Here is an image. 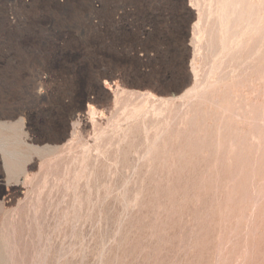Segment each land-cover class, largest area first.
<instances>
[{
  "label": "rangeland",
  "instance_id": "rangeland-1",
  "mask_svg": "<svg viewBox=\"0 0 264 264\" xmlns=\"http://www.w3.org/2000/svg\"><path fill=\"white\" fill-rule=\"evenodd\" d=\"M207 1L0 0V264H264V0Z\"/></svg>",
  "mask_w": 264,
  "mask_h": 264
},
{
  "label": "bare ground",
  "instance_id": "bare-ground-1",
  "mask_svg": "<svg viewBox=\"0 0 264 264\" xmlns=\"http://www.w3.org/2000/svg\"><path fill=\"white\" fill-rule=\"evenodd\" d=\"M207 1V0H206ZM211 3L214 1V0H209ZM218 1V0H217ZM225 1V2H224ZM223 2L225 3H222V4H220L222 1H220L219 0V4L221 5V7H220V5H218L220 8H217V9H220L218 12H219V15H218V21H219V23H220V27H221V34H223L224 36L223 37H221L222 38V41H220L221 43V51H220V53H217L218 55L220 54V55H222V54H224V53H227V51H228V49L229 48H227V45H229V44H227L226 43V39H224V38H226L227 37V39H228V37H229V35H231L232 34V36L233 37H235L236 35H238V34H241L242 35V32H240L239 31V28L240 27H242L243 26V24L244 25H246V23L248 22V24L252 21V19H245L244 17V13L246 12V9L248 8V0H224ZM201 2H203V1H201ZM208 2V1H207ZM218 4V3H217ZM216 4V5H217ZM224 4V5H223ZM251 4V3H250ZM199 7H202L201 6V4L199 3ZM212 5V4H211ZM252 5V4H251ZM197 6V5H196ZM206 7V6H205ZM256 7V6H255ZM207 8V7H206ZM215 8V10H217ZM250 8V7H249ZM193 9L194 10H196V8L195 7H193ZM212 6L211 7H209L208 8V13L209 14H211V12H213L212 11ZM256 9V8H255ZM197 10H199V9H197ZM214 10V9H213ZM255 11V10H254ZM250 12V11H249ZM204 13H206V12H202L201 10H199V14H198V12H197V14L198 15H200V20H199V23H198V26H200V24L202 23V16H204ZM207 13V14H208ZM253 13V12H252ZM255 13V12H254ZM259 13V12H258ZM251 16H252V14H251V12L249 13ZM206 15V14H205ZM212 15V14H211ZM211 15H209V16H211ZM213 15H214V12H213ZM212 15V16H213ZM211 16V17H212ZM247 16H248V13H247ZM208 17V16H207ZM250 17V16H249ZM253 17V16H252ZM208 18H210V17H208ZM214 19H215V17H214ZM217 20V19H216ZM210 22V21H209ZM209 24V23H208ZM250 24H252V23H250ZM211 25V24H210ZM213 25V24H212ZM216 24H215V22H214V26H215ZM197 26V25H196ZM196 26H195V28H196ZM209 26V25H208ZM251 26V25H250ZM257 26V25H256ZM245 27V26H244ZM208 28V27H207ZM209 28H210V26H209ZM208 28V29H209ZM218 28H219V26H218ZM250 28V27H249ZM199 29H201V30H203L202 29V27L201 28H199ZM198 29V32L200 31ZM208 29H206V31L208 30ZM212 29V28H211ZM213 30H214V28H213ZM240 30H242V29H240ZM244 30V29H243ZM264 30V29H263ZM248 31V30H247ZM194 32H197V31H194ZM201 32V31H200ZM203 32V31H202ZM205 32V31H204ZM208 32V31H207ZM211 32V31H210ZM213 32V31H212ZM211 32V33H212ZM217 32V31H216ZM196 35H197V33H195ZM194 34V35H195ZM201 34V33H200ZM205 35H207L206 33H204ZM217 34H218V32H217ZM235 34V35H234ZM195 35V36H196ZM199 35V34H198ZM211 35V34H210ZM220 35V34H219ZM263 35V34H262ZM194 36V37H195ZM200 36V35H199ZM221 36V35H220ZM243 36V35H242ZM209 37V36H208ZM211 37V36H210ZM216 37V35L214 34V38ZM231 37V36H230ZM232 37V38H233ZM197 38V37H196ZM220 38V39H221ZM241 38V37H240ZM240 38H238V40L240 39ZM199 38H197V40H198ZM202 39V37L200 38V40ZM204 39V38H203ZM213 39V38H212ZM219 39V38H218ZM225 40V42H223L224 40ZM194 40H196V39H194ZM210 40H211V38H210ZM209 40V41H210ZM237 40V39H236ZM241 40V39H240ZM262 40V39H261ZM243 41L246 43V41L243 39ZM199 42V41H198ZM228 42V41H227ZM235 42H237V43H240V42H238V41H235ZM194 43V42H193ZM214 43V42H213ZM212 43V44H213ZM218 44V43H217ZM261 44V43H260ZM200 45V44H199ZM206 45V44H205ZM242 45H246V44H241L240 46H241V48H243L242 47ZM206 46H208V44L206 45ZM209 46H210V43H209ZM240 46H239V44H238V47L240 48ZM202 47H203V45H202ZM197 48V47H196ZM200 48V47H199ZM207 48V47H206ZM209 48V47H208ZM210 48L212 49V47L210 46ZM209 48V49H210ZM216 48V47H215ZM210 49V50H211ZM214 49V48H213ZM255 49V48H254ZM210 50H208V51H210ZM218 50V49H217ZM205 51H207V50H205ZM212 51V50H211ZM214 51V50H213ZM256 51V50H255ZM219 52V51H218ZM259 52V51H258ZM197 53H199L198 51H197ZM212 53V52H211ZM213 53H216V51H214ZM212 53V55H214ZM216 55V54H215ZM215 57V56H214ZM233 57H235V56H233ZM207 58V57H206ZM214 59V58H213ZM221 60V59H220ZM222 61V60H221ZM209 63V62H208ZM206 64V63H205ZM206 66V65H205ZM191 68H193L192 67V65H191ZM211 68V67H210ZM194 69H195V67H194ZM195 70H197V69H195ZM195 70H192V71H195ZM236 72V71H235ZM193 73V72H192ZM195 73V72H194ZM197 73V72H196ZM198 74V73H197ZM197 74H193V75H197ZM206 74V73H205ZM192 75V76H193ZM194 78V80H195V85H193V89L191 90V94L193 93L194 95H196V97H198V98H201L202 97V95H204V94H201L200 93V87H199V85H198V81H197V78H198V75L197 76H194L193 77ZM200 78V77H199ZM203 78V77H202ZM201 83V82H200ZM205 85V84H204ZM210 85V84H209ZM240 85V84H239ZM238 85V86H239ZM242 85V84H241ZM206 87V86H205ZM204 89V88H203ZM230 89V88H229ZM118 90V89H117ZM190 90V89H189ZM229 91V90H228ZM231 91V90H230ZM187 92V91H186ZM189 93V92H188ZM188 93H186V95H183L184 96V98H185V96H187V94ZM203 93V92H202ZM204 93H205V91H204ZM190 94V95H191ZM193 94H192V96H193ZM208 94V93H207ZM234 95V94H233ZM140 96H142V95H140ZM207 96V95H206ZM206 96H205V99H206ZM227 96H229V95H227ZM227 96H225V97H227ZM222 97L224 98V96L222 95ZM230 98V97H229ZM192 99V98H191ZM190 99V100H191ZM220 99H222V98H220ZM225 100H226V98H225ZM166 101V100H165ZM172 101V100H171ZM227 101V100H226ZM195 102V101H194ZM166 103V102H165ZM224 103V102H223ZM229 103V102H228ZM210 104V103H209ZM183 105V104H182ZM199 105H200V103H199ZM185 106V105H184ZM183 106V107H184ZM92 107V106H91ZM219 107H221L222 108V106H219ZM224 107H225V105H224ZM228 107V106H227ZM222 109H224L225 110V108H222ZM193 110V109H192ZM224 110H222V113H224L225 111ZM90 111V110H89ZM181 111V110H180ZM227 112V111H226ZM190 113V112H189ZM231 113V112H230ZM191 114V113H190ZM227 114V113H226ZM192 115H195V114H192ZM191 115V116H192ZM228 115V114H227ZM190 116V117H191ZM195 117V116H194ZM193 118V117H192ZM75 128V127H74ZM160 130V129H159ZM127 132V131H126ZM219 132V131H218ZM156 141V140H155ZM7 171V170H6ZM7 175H10L9 173L7 174ZM13 186V185H12ZM13 193V192H12ZM12 195V194H11Z\"/></svg>",
  "mask_w": 264,
  "mask_h": 264
}]
</instances>
